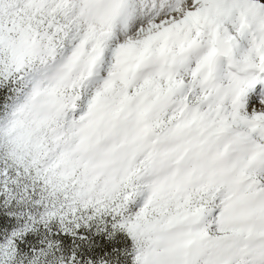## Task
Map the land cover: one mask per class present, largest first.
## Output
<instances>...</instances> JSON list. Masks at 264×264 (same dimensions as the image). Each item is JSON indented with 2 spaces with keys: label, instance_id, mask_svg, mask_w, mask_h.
<instances>
[{
  "label": "snow or ice",
  "instance_id": "obj_1",
  "mask_svg": "<svg viewBox=\"0 0 264 264\" xmlns=\"http://www.w3.org/2000/svg\"><path fill=\"white\" fill-rule=\"evenodd\" d=\"M0 264H264V0H0Z\"/></svg>",
  "mask_w": 264,
  "mask_h": 264
}]
</instances>
